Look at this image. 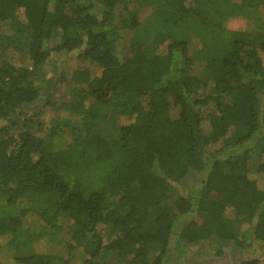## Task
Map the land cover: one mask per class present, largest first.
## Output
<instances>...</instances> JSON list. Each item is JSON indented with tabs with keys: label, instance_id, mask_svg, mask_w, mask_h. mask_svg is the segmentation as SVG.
Returning <instances> with one entry per match:
<instances>
[{
	"label": "trees",
	"instance_id": "16d2710c",
	"mask_svg": "<svg viewBox=\"0 0 264 264\" xmlns=\"http://www.w3.org/2000/svg\"><path fill=\"white\" fill-rule=\"evenodd\" d=\"M143 1L0 0L14 264H71L40 249L62 230L81 264H192L193 247L264 264V0H152L130 53ZM44 92L62 111L37 136L25 118Z\"/></svg>",
	"mask_w": 264,
	"mask_h": 264
},
{
	"label": "rangeland",
	"instance_id": "374dc122",
	"mask_svg": "<svg viewBox=\"0 0 264 264\" xmlns=\"http://www.w3.org/2000/svg\"><path fill=\"white\" fill-rule=\"evenodd\" d=\"M233 1L240 2L242 0H233ZM154 9H155L154 1L144 0L139 9L138 17L140 23L144 24L145 27H142L141 26L142 24H139L134 28L128 26L124 27V36L122 40V49L124 51H128L132 53L131 41L134 36H141L150 33L151 25H149V21L151 20L150 19L151 14L153 13ZM252 14L257 15L255 14V12H253ZM261 15H264V11L263 13H261ZM70 63H73V61H70ZM53 71L54 68L51 67L50 65L47 69V72L51 73ZM213 95H216V93H213ZM48 98L49 97L47 93L44 92L41 99L38 102H36L31 106H28L27 108V115L25 119L28 121V124L26 128L28 132L32 133L33 135H37V136L43 135L46 132L49 125L54 122L57 115L62 111L61 109H57L55 107L56 105L50 103ZM40 118H43L44 124H39L38 119ZM29 120L31 121L29 122ZM5 124H8V121L5 119H1L0 125H5ZM249 145L253 146L252 143H249ZM256 151H259V149L257 148ZM253 155H255V153L251 154V158L253 157ZM68 241H69V237L68 234H66V230L56 231L45 236L43 241L41 242L42 248L40 247L39 248L41 250H47L49 252H55L59 254L61 253L64 256L70 255L72 256L71 264H81L85 257L83 252H81L78 249L73 250L72 252H68V246L66 245V242ZM214 244L216 245L217 242H214ZM7 252H8L7 250L0 251V257L3 261V264H14L10 256H8ZM188 256L192 258V261H190V263L192 264H196L197 262H200L199 264H232L235 260V257H233L232 255L216 256L210 258L203 257L201 252L198 251L197 247H193L192 252ZM175 264H184V263L179 261L177 263L175 262Z\"/></svg>",
	"mask_w": 264,
	"mask_h": 264
}]
</instances>
